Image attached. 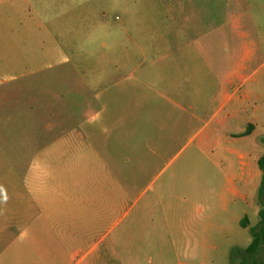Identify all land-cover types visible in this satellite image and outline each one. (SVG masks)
Listing matches in <instances>:
<instances>
[{
  "label": "rangeland",
  "instance_id": "374dc122",
  "mask_svg": "<svg viewBox=\"0 0 264 264\" xmlns=\"http://www.w3.org/2000/svg\"><path fill=\"white\" fill-rule=\"evenodd\" d=\"M230 68L225 131L252 126L246 147L205 126ZM263 68L264 0H0V217L17 229L33 205L62 243L93 200L102 225L82 248L102 264H264V247L244 257L260 187L239 182L264 149ZM166 96L200 102L166 109L174 137L152 123ZM156 132L169 143L155 158Z\"/></svg>",
  "mask_w": 264,
  "mask_h": 264
},
{
  "label": "crops",
  "instance_id": "0c3cea01",
  "mask_svg": "<svg viewBox=\"0 0 264 264\" xmlns=\"http://www.w3.org/2000/svg\"><path fill=\"white\" fill-rule=\"evenodd\" d=\"M244 48L246 54H237L236 57H239V59L244 62L242 66L241 63H239V73L248 74L247 59L249 60V54H247V46ZM262 48L263 46L261 49ZM261 49L259 48L258 51ZM261 69L262 67L254 71L255 75H259V73H261ZM231 70L232 68H230L223 78L219 80L222 81L221 86L223 93L218 94V98L220 99L217 103L218 109H216L213 115H211L205 126L216 123L218 127L221 129L223 128V133L221 135L223 140L227 139L230 144L233 143L238 146L244 144V147H246L250 146L249 143L254 137L255 132H251L248 135L246 134L244 138H235L231 135L232 131H225L228 126L232 125L233 120L231 117L233 115V104L231 99H226L227 91L231 87ZM257 81H259L261 83L260 85L264 87V77L261 79L257 78ZM218 87L219 84H217V88ZM173 88H180V86H174ZM175 91L179 92L178 94L184 95L183 93H180L184 92V90L177 89ZM160 92L168 95L165 91ZM161 98L164 99L166 104L163 107H156L158 110L161 109L158 112L162 115L158 112L153 114L152 123L157 132H165V129L170 132L171 137H174L178 134L180 126H177L178 121L173 122L175 123L176 128L169 125V117L167 114L168 108L178 109L179 107L184 106L199 107L200 102L198 100H193L191 103H184V99L182 97L176 98V100L171 99L170 96ZM198 98H200V91L198 92ZM256 99L264 100V96H257ZM172 112L178 111L173 110ZM192 119L200 120L198 116H195ZM192 119L189 121H192ZM170 128L172 130H170ZM157 132V138L159 139L158 142L154 143V147L149 146V153L155 158L159 156L160 152L165 147L166 142L169 143L167 138L168 133L159 134ZM198 134H200V132ZM142 154V164H146V156H148V154ZM263 154V147L252 146L247 161L242 162V166L246 174L244 178H240L239 182L241 188L246 192L254 191L256 188L261 186V174L256 168L259 166V160ZM245 158L246 157L244 155L240 156L241 160H244ZM144 168L145 167H143V170ZM88 202H90L91 205H86L83 209L84 211L80 212L76 218H74L72 222L65 227L66 230L69 227L70 231L66 234V236L64 231L62 243H57L54 227H49L48 217L41 220L38 213L34 211L35 207L33 205L28 209L18 207L19 210L14 213L16 215L14 218L16 222L19 223V228L17 229L12 226V221L6 214H9L8 210L6 213L4 212L3 218L0 217V264H102L103 262L101 256L96 255L93 257L96 245H92L85 253L82 248V246L87 244V240L91 239L94 233L98 231V228L101 227L102 217L104 215L102 205L98 208V206H93V200ZM247 212L245 214H247ZM38 221H42V226L39 225ZM241 222L242 221H240V225ZM242 228L244 227L242 226Z\"/></svg>",
  "mask_w": 264,
  "mask_h": 264
},
{
  "label": "trees",
  "instance_id": "16d2710c",
  "mask_svg": "<svg viewBox=\"0 0 264 264\" xmlns=\"http://www.w3.org/2000/svg\"><path fill=\"white\" fill-rule=\"evenodd\" d=\"M252 126H249V129L247 130V135L250 134ZM259 167L261 171L264 173V155L259 160ZM259 196L262 199V208L259 212L260 216V222L258 226L253 227L251 229V234L253 237L252 242L245 250V261L252 260L255 258V255L259 252L261 248L264 247V177L259 189ZM246 221L247 218L245 217L243 221L241 222V225L246 228ZM239 254V252H237Z\"/></svg>",
  "mask_w": 264,
  "mask_h": 264
}]
</instances>
